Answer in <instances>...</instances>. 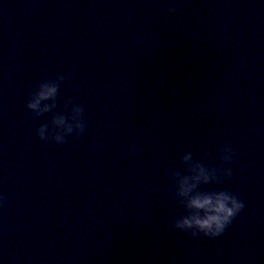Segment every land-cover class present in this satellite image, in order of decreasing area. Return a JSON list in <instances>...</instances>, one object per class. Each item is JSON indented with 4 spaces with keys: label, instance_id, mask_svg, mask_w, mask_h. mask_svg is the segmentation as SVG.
Returning <instances> with one entry per match:
<instances>
[{
    "label": "water",
    "instance_id": "1",
    "mask_svg": "<svg viewBox=\"0 0 264 264\" xmlns=\"http://www.w3.org/2000/svg\"><path fill=\"white\" fill-rule=\"evenodd\" d=\"M193 163L244 203L216 238L172 227ZM0 196V264H264V0H0Z\"/></svg>",
    "mask_w": 264,
    "mask_h": 264
},
{
    "label": "clouds",
    "instance_id": "2",
    "mask_svg": "<svg viewBox=\"0 0 264 264\" xmlns=\"http://www.w3.org/2000/svg\"><path fill=\"white\" fill-rule=\"evenodd\" d=\"M174 11L173 4L168 8V13L173 14ZM57 88L58 84L55 82H40L31 98L26 102L25 107L36 115L47 112L49 105L45 104L42 107L41 101L53 99L56 96ZM70 111L71 115L68 121L62 115L54 117L52 120V124L57 130L52 139L56 143H61L64 135L71 133L73 129L83 131L82 108L73 107ZM45 133L46 126H41L36 135L43 141L46 139ZM219 151L222 160L230 161L233 159L234 153L230 147L223 146ZM182 159L185 162L189 161L191 159L190 154H185ZM189 172L190 175L186 176H180L179 173L173 174L176 177L175 195L178 202L182 203L188 210V214L173 218L172 227L194 238L201 236L210 239L219 237L242 211L244 203L235 194L227 191L215 193L195 191L199 184L216 180L214 170H209L199 163H193L190 165ZM223 174L230 176L231 169H225ZM3 200V196H0V205H2Z\"/></svg>",
    "mask_w": 264,
    "mask_h": 264
}]
</instances>
